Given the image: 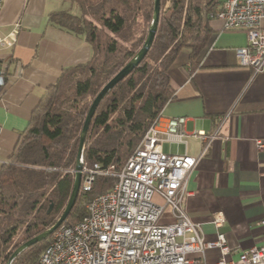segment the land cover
Wrapping results in <instances>:
<instances>
[{"label": "trees", "instance_id": "16d2710c", "mask_svg": "<svg viewBox=\"0 0 264 264\" xmlns=\"http://www.w3.org/2000/svg\"><path fill=\"white\" fill-rule=\"evenodd\" d=\"M78 13L50 15V22L81 36L92 50L85 64L63 69L34 109L0 169V264L23 243L52 227L69 199L79 135L87 111L102 87L142 47L153 15V0H71ZM225 0H160L153 43L144 59L100 101L83 145L82 164L114 172L127 161L149 127L173 99L168 71L182 50L191 70L206 48ZM4 86L7 76L3 73ZM0 86V88L2 87ZM97 177L79 191L61 225L85 216V204L111 188ZM52 210L47 214L49 205ZM49 236L25 249L12 264H36Z\"/></svg>", "mask_w": 264, "mask_h": 264}, {"label": "crops", "instance_id": "0c3cea01", "mask_svg": "<svg viewBox=\"0 0 264 264\" xmlns=\"http://www.w3.org/2000/svg\"><path fill=\"white\" fill-rule=\"evenodd\" d=\"M77 14L71 0H3L0 38L15 29L12 46L0 47V69L7 82L0 88V169L7 162L45 90L63 69L85 64L92 50L83 37L50 22V15ZM191 70L187 50L178 53L168 75L174 97L163 108L162 118L185 117L182 140L162 142L172 155L198 157L202 142L197 133L214 135L206 154L191 173L183 205L191 221L199 223L205 241L218 234L225 238L236 260L240 251L264 245V70L253 75L241 67L236 49L246 45L242 30L227 31L219 19ZM264 32V19L260 21ZM169 210L167 209L166 212ZM215 213L224 222L210 223ZM168 221V219H166ZM192 264H217L220 253L208 249L204 257L191 254Z\"/></svg>", "mask_w": 264, "mask_h": 264}, {"label": "built area", "instance_id": "2783aa9c", "mask_svg": "<svg viewBox=\"0 0 264 264\" xmlns=\"http://www.w3.org/2000/svg\"><path fill=\"white\" fill-rule=\"evenodd\" d=\"M216 18L224 30L246 34V45L236 49L239 66L250 67L253 75L262 72L264 0H225ZM16 33L15 29L0 38V47L12 46ZM3 83L0 69V86ZM185 122V117L160 116L116 172L113 167L82 164L79 191L89 192L97 177H111L113 184L85 204L86 214L80 221L53 231L36 264H192L197 260L189 255L204 257L208 249L219 251L217 264H264V245L240 251L236 260H226L232 251L224 236L205 241L200 224L190 220L183 205L190 196L187 183L214 135L197 133L202 142L198 157L162 152V142H181ZM256 144L264 148L262 142ZM223 222V214L215 213L210 223L218 229Z\"/></svg>", "mask_w": 264, "mask_h": 264}, {"label": "water", "instance_id": "95a60500", "mask_svg": "<svg viewBox=\"0 0 264 264\" xmlns=\"http://www.w3.org/2000/svg\"><path fill=\"white\" fill-rule=\"evenodd\" d=\"M159 9H160V0H153V15H152V20L150 23V26L147 31V36L145 38V41L142 45V47L139 49V51L136 53V55L130 59L99 91V93L95 96L93 99L80 135H79V142H78V147H77V152H76V161H75V171H74V178H73V186L72 190L69 196V199L66 203V206L59 217V219L56 221V223L50 227L47 231L43 232L42 234H39L30 240L26 241L22 245H20L9 257L8 261L5 264H12L15 258L20 255L25 249L28 247L41 242L42 240L46 239L48 236H50L53 231H55L61 224L64 222V220L67 218L68 214L70 213L72 207L74 206V203L76 201V198L79 194V188H80V183H81V171H82V154H83V145L85 142V137L87 134V130L91 121V118L94 115V112L99 105L100 101L103 99V97L121 80H123L136 66L140 64V62L144 59L146 56L148 50L150 49L155 33L157 30V25H158V19H159ZM53 205L50 204L48 209H47V214H49L52 210Z\"/></svg>", "mask_w": 264, "mask_h": 264}, {"label": "rangeland", "instance_id": "374dc122", "mask_svg": "<svg viewBox=\"0 0 264 264\" xmlns=\"http://www.w3.org/2000/svg\"><path fill=\"white\" fill-rule=\"evenodd\" d=\"M84 207H85V206H84ZM50 237H51V235L49 236V241H50ZM49 241H48V243H49ZM48 243H47V244H48Z\"/></svg>", "mask_w": 264, "mask_h": 264}]
</instances>
